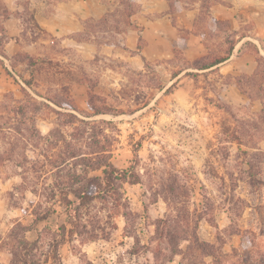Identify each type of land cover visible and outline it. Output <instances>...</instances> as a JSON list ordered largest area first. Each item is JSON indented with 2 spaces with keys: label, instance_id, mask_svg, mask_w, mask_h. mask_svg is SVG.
<instances>
[{
  "label": "rangeland",
  "instance_id": "rangeland-1",
  "mask_svg": "<svg viewBox=\"0 0 264 264\" xmlns=\"http://www.w3.org/2000/svg\"><path fill=\"white\" fill-rule=\"evenodd\" d=\"M98 1L99 18L87 20L76 37L86 43L60 66L55 60L64 51L59 39L41 31L27 6L22 12V40L36 39L49 49H41L45 55L37 63L23 52L13 57L12 68L22 73L19 62H24L33 69V76L22 77L30 89L0 95V126L5 127L0 132V264L11 260L8 248L17 223L35 227L24 233L27 239L40 233L36 253L43 264H51L58 241L62 264H264L259 256L264 254V149L259 146L264 46L260 51L247 40V55L234 50L237 36L249 32L251 24L238 30L227 20L212 24L200 0H185L188 7L199 2L193 31L202 34L205 54H225L230 42L236 43L227 62L235 65L231 72L192 68L195 58L181 39L189 34L185 31L169 58L145 60L141 69H132L126 61L131 52L116 33L132 25L129 10L139 13L138 2ZM4 37L0 34V51ZM46 39L52 42L42 44ZM109 43L116 45L114 56L98 51ZM247 65L255 67L252 73L242 70H249ZM177 70L181 73L172 77ZM72 81L85 84V93L72 95ZM61 103L76 109L60 110ZM94 109L105 113L90 116ZM60 111L83 121L65 125L68 117ZM30 124L41 138L29 135ZM100 147L109 163L127 170L126 180L117 183L121 201L96 198L75 224L66 223L52 164L102 176V167L89 168ZM37 214L46 218L34 225ZM202 240L207 246L200 251L196 243Z\"/></svg>",
  "mask_w": 264,
  "mask_h": 264
},
{
  "label": "crops",
  "instance_id": "crops-1",
  "mask_svg": "<svg viewBox=\"0 0 264 264\" xmlns=\"http://www.w3.org/2000/svg\"><path fill=\"white\" fill-rule=\"evenodd\" d=\"M136 1L140 11L131 15L132 25L122 32L116 33L123 49L131 52L126 61L132 69H141L145 60L169 58L178 38L181 37L179 35L181 28L189 31L184 40L187 54L191 53V57L197 58L206 53L202 34L193 31L199 2L188 7L185 0H172L174 7L171 8L170 0ZM0 4L5 9V14L0 15V26L6 35V40L3 42L0 51V95L18 88L30 89L29 86L25 85L22 77L33 76V69L29 68L28 70L24 62H19V66L24 70L22 73L21 69H17V67L12 68L11 61L16 54L26 53L37 63L41 61V56L45 55L41 49H49V46L40 48L39 41L36 39H32L28 43L22 40L25 37L22 12L26 6L32 15L33 22L41 31L61 42L64 51L55 59L58 60L59 66L71 59V56H76L78 48L86 43L78 41L76 37L83 32L87 20L99 18L98 8L100 6L98 0H28L26 4L22 0H0ZM210 14L217 20L229 21L235 30H238L242 23L251 24L249 32L237 36L239 40L234 48L237 55H247L244 46L247 40L255 42L259 50H262L260 44L262 43L264 46V0H212ZM139 38L142 41L140 49L137 48ZM41 42L42 44H49L52 40L46 39L41 40ZM88 46L94 47L91 50H97L95 44L91 42ZM100 46L101 48H98L100 53H102V49H105L103 54L106 56L115 55L116 45L114 43ZM243 46L244 49H242ZM230 59H226L211 69L231 72L235 65L233 63L227 64ZM248 66L249 70H242L246 73H252L255 67L253 65ZM240 68H243L242 65ZM13 69L18 70V72ZM68 85L72 95L77 96L80 93H85L86 85L79 81H72ZM76 104L78 105V103ZM259 146L264 149V139L259 142Z\"/></svg>",
  "mask_w": 264,
  "mask_h": 264
},
{
  "label": "trees",
  "instance_id": "trees-1",
  "mask_svg": "<svg viewBox=\"0 0 264 264\" xmlns=\"http://www.w3.org/2000/svg\"><path fill=\"white\" fill-rule=\"evenodd\" d=\"M128 1L129 5L132 6V2H135L134 0H126ZM125 1V2H126ZM195 1V0H193ZM206 0H200V7L206 8L207 15L209 16V21L212 24H220L223 21L217 20L213 18L210 14V6L211 2H205ZM170 6L171 8L174 7L173 1L170 0ZM134 9L129 10L128 17H131L133 15ZM32 20V16H31ZM180 31L189 32L186 29H179ZM0 34H4V39H6V35L4 33V30L1 26L0 28ZM187 37V36H185ZM185 37H181V39L185 40ZM139 38V42H140ZM138 42L137 48H140V43ZM236 44V43H235ZM234 42H230V46L226 50L225 54H219V55H211V54H204L200 57L195 58L192 63L190 64L192 68H195L197 70H215L211 69L218 64L222 63L228 57L233 51V48L235 46ZM17 55V54H16ZM15 55V56H16ZM14 56V57H15ZM26 57H30L26 54ZM185 68V67H184ZM181 71L177 70L172 73V77H177ZM264 79V78H263ZM24 81V80H23ZM24 83L28 86L30 82L24 81ZM264 104V102H263ZM59 109H76L72 103H61L58 104ZM7 108V107H6ZM19 111H22V106L19 105L17 108ZM7 110V109H6ZM16 109H10L9 111L12 112H18ZM19 113V112H18ZM100 113H105L103 111H100L98 109H94L93 113L90 116H96ZM58 114L62 116H67L68 119L65 121V125L71 124L73 121H83L81 119H78L73 113H68V115H63V112H58ZM32 118V119H31ZM28 118L32 120L33 123V117ZM23 123V121H22ZM95 124L92 125L95 127ZM5 128V127H4ZM3 127L0 126V132L3 133ZM16 132L19 135H22L21 131H18L17 128H15ZM29 135L31 137H40L41 135L37 134L35 132V127L30 124V127L28 128ZM41 138V137H40ZM47 140V139H45ZM101 149L99 151H96V158L97 162L95 165L89 167L91 170H96L102 167V176H85V174H77V173H70L64 171V167L62 165H55L52 164L53 168L55 169L52 171V174L54 175L53 180V186L59 190V192L62 194V199L64 200L65 205V213H66V223L69 224H75L79 220L80 212L82 208L93 201L96 198H100L105 200L106 198L113 197V200L115 201V204L118 205L121 201V195L119 197V191L117 189V183L123 182L127 178V170H120L116 167H114L111 163L108 161V153L106 149H103V147H100ZM68 156V155H67ZM71 157L76 156V154L71 153ZM85 173H88L87 169L83 170ZM139 180L138 178L133 179L130 181L131 183H137ZM108 192H111V195H108ZM71 194L74 197L73 199H70L68 195ZM52 195L54 196V193L52 192ZM46 217L45 215H39L37 214L36 219L34 220V225H37L40 221L44 220ZM74 220V221H73ZM73 221V222H72ZM72 222V223H71ZM35 229L34 228H27L21 223H17L12 227L11 236L14 239L13 245L8 248L9 253H11V260L9 264H43L41 259L38 257L36 251L39 248V242H40V233L37 234V237L33 240L25 238L24 233L31 231ZM63 232H65V226H62ZM19 232H22L21 235H19ZM40 232V231H39ZM77 233V232H76ZM81 234V233H77ZM94 238V237H92ZM60 244L56 242V244L53 246V251L51 254V264H62L60 254L58 253L57 246ZM197 250H203L204 247L207 246V242L202 240L196 243ZM205 256H212V253H206ZM260 258L264 261V254L259 253ZM88 264H93L92 262H88Z\"/></svg>",
  "mask_w": 264,
  "mask_h": 264
}]
</instances>
